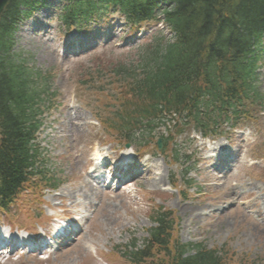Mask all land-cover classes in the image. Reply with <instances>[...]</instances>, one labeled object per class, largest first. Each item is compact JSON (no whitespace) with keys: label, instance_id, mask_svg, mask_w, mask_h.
Here are the masks:
<instances>
[{"label":"rangeland","instance_id":"374dc122","mask_svg":"<svg viewBox=\"0 0 264 264\" xmlns=\"http://www.w3.org/2000/svg\"><path fill=\"white\" fill-rule=\"evenodd\" d=\"M61 5L57 0L35 5L28 18L16 26L12 52L13 56L19 54L26 59L29 68L51 77L49 93L55 95L50 110L43 116L37 143L49 160L45 171L48 177L57 178L58 187L54 192L41 190L38 178V189L26 190L21 200L9 207L8 214L0 213V226L6 232L37 234L38 230L47 235L59 225L55 219L63 221L78 211L85 219L77 239L60 243L56 253L47 255L46 260L44 256L26 257L16 251L0 258V264H126L116 257L115 246H126L133 240L136 246H141L148 239V229L154 227L150 214L157 206L174 214L171 236L179 243L224 249L228 252L226 264H239L245 259L264 264V105L262 109L252 108L253 118L239 121L235 130L225 129L227 137L203 140L187 125L182 135L170 136L174 142L158 152L155 143L159 136H166L162 128L149 137L143 135L145 142L140 144L142 147L148 144L136 153L124 150L126 140L120 139L111 128L107 130L100 124L98 127L92 117L93 112H99L102 118L109 119L117 110L115 107L113 111L108 108L104 111V106L110 103L106 91L111 87L104 81L93 83L94 87L84 86L82 73L91 64L94 69L117 65L118 61L124 64L125 60L133 59L136 51H122L123 48L147 44L160 30L164 38H169V34L163 26L158 28L156 23L149 22L141 26L143 34L131 43V39L122 35L121 19L112 17L96 30L94 37L84 40V34L59 28ZM84 41L97 45L78 53ZM71 42L76 44L72 46ZM260 65L258 88L264 100V58ZM97 86H103L105 91L100 92ZM166 127L167 131L172 128L168 124ZM114 140H122L121 145ZM214 142L227 148L226 154L239 159L237 168L224 178L207 160ZM96 152L102 154L99 162L105 157L102 162L113 165V161L127 157L140 167L124 172L130 180L117 190L120 182L110 181L114 165L91 170L89 158ZM216 165L222 167L220 163ZM138 171L143 173L139 177L134 173ZM85 178L98 190L90 202L75 195ZM149 180H158L160 184L154 187ZM250 189L253 190L248 192ZM59 194L63 195L62 203L56 197ZM234 194L239 199L232 200ZM51 214L53 217L47 216ZM191 216L195 220L190 222ZM68 224L69 221H63L62 226Z\"/></svg>","mask_w":264,"mask_h":264},{"label":"trees","instance_id":"16d2710c","mask_svg":"<svg viewBox=\"0 0 264 264\" xmlns=\"http://www.w3.org/2000/svg\"><path fill=\"white\" fill-rule=\"evenodd\" d=\"M62 1L58 20L65 30L87 29L116 13L130 29L141 23L162 21L170 33L169 38L162 33L152 37L124 64L118 61L117 65L96 69L91 64L82 73L84 86L104 81L111 87L106 91L110 103L104 111L115 107L117 110L109 119L102 118L99 112L95 117L120 139L143 143L142 134L149 136L164 126V121L174 122L176 135L181 133L178 122L186 118L203 135L213 134L220 121L248 120L252 108H263L257 72L264 58V0ZM35 5V0H10L0 18L3 214H8V208L19 202L26 190L36 189V177L44 183L53 182L34 165L39 164L40 154L33 142L40 128L36 116L51 102L50 76L28 68L26 59L19 54L12 55L15 25ZM97 89L105 91L103 86ZM167 143L166 138L162 139V146ZM150 215L154 227L148 229V239L141 246L133 240L114 248L116 257L124 263L226 264L228 252L224 249L209 250L199 244L176 241L171 236L175 220L169 210L157 206ZM239 264L254 263L245 259Z\"/></svg>","mask_w":264,"mask_h":264},{"label":"bare ground","instance_id":"6f19581e","mask_svg":"<svg viewBox=\"0 0 264 264\" xmlns=\"http://www.w3.org/2000/svg\"><path fill=\"white\" fill-rule=\"evenodd\" d=\"M216 147L215 148H211L210 149V153H212V154H214V156H216L217 158H219L218 157V152H219V150L221 149V146H219V145H215ZM226 158H227V156H226ZM208 161H210V159L208 158L207 159ZM234 163H235V166H232L233 167V169L234 168H237V161L235 160H232ZM232 161H227V163L228 164H231L232 163ZM234 163H232L231 165H234ZM229 167H231V166H229ZM232 169V170H233ZM232 170L231 171H227L226 172V175L227 174H230V173H232ZM95 171V170H94ZM221 173V172H220ZM143 174V173H142ZM142 174H140V175H138V177L139 176H141ZM90 176H88L87 175V178H89ZM87 178H85V180H84V182L82 183V186H81V188L79 189V191L77 192V190H76V192H75V195L76 196H80L81 197V199L83 200V201H89L90 202V199L92 198V197H94V194L95 193H97L98 192V190H97V188H93L90 184H89V180L87 179ZM149 183H151V185H153L154 187H156V186H159V184H160V182L158 181V180H149L148 181ZM253 189H250L248 192H251ZM61 197H63V195H60ZM70 196H72L73 198H74V193L73 192H71V194H70ZM239 195H237V194H234L233 196H232V200H236V199H239ZM264 215V214H263ZM195 220V218H192V216L191 217H189L188 218V221H194ZM262 221H264V219L262 220Z\"/></svg>","mask_w":264,"mask_h":264},{"label":"water","instance_id":"95a60500","mask_svg":"<svg viewBox=\"0 0 264 264\" xmlns=\"http://www.w3.org/2000/svg\"><path fill=\"white\" fill-rule=\"evenodd\" d=\"M8 2H9V0H0V16L2 15V13H3L2 11L4 10V8ZM157 146H158V148L160 147V141H158Z\"/></svg>","mask_w":264,"mask_h":264}]
</instances>
